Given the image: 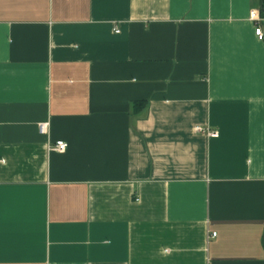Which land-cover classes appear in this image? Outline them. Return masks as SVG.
Masks as SVG:
<instances>
[{"label":"crops","instance_id":"obj_1","mask_svg":"<svg viewBox=\"0 0 264 264\" xmlns=\"http://www.w3.org/2000/svg\"><path fill=\"white\" fill-rule=\"evenodd\" d=\"M253 10L0 0V264H264Z\"/></svg>","mask_w":264,"mask_h":264},{"label":"built area","instance_id":"obj_2","mask_svg":"<svg viewBox=\"0 0 264 264\" xmlns=\"http://www.w3.org/2000/svg\"><path fill=\"white\" fill-rule=\"evenodd\" d=\"M251 19L255 22L254 33H255L256 37L258 39H262L263 38V30L259 25V22L261 19L259 18L257 11L253 10L251 12ZM115 31L117 32V30H115ZM45 128H46V123L39 125V131L40 132H44ZM194 129L196 132L198 131L201 133H205L207 136H210V137L217 136V132L215 130H211L209 128H203L200 126H195ZM66 146H67V144L64 141L58 140L53 144V146H51L50 149L55 150L56 152L62 153L65 151ZM213 235H214V233L212 234V236Z\"/></svg>","mask_w":264,"mask_h":264},{"label":"trees","instance_id":"obj_3","mask_svg":"<svg viewBox=\"0 0 264 264\" xmlns=\"http://www.w3.org/2000/svg\"><path fill=\"white\" fill-rule=\"evenodd\" d=\"M255 7L258 9L259 15L261 18H264V0H255ZM263 41H264V32H263ZM145 106L144 101H137L131 103V112L132 114L138 113Z\"/></svg>","mask_w":264,"mask_h":264}]
</instances>
